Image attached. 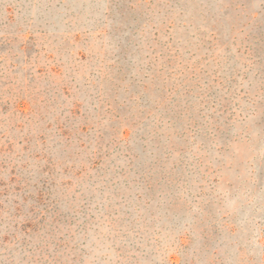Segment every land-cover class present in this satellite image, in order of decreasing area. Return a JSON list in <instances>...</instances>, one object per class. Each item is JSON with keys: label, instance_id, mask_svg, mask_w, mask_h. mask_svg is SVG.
Wrapping results in <instances>:
<instances>
[{"label": "rangeland", "instance_id": "1", "mask_svg": "<svg viewBox=\"0 0 264 264\" xmlns=\"http://www.w3.org/2000/svg\"><path fill=\"white\" fill-rule=\"evenodd\" d=\"M10 1L16 19L0 26V264H264V0ZM20 31L41 49L27 65ZM81 43L89 50L74 62ZM122 48L131 75H155L147 107L110 60ZM59 64L61 78L50 73ZM161 95L190 99L196 122L185 133L168 127ZM225 222L249 236L229 247L223 232L228 245L216 247L229 260L193 254L199 233Z\"/></svg>", "mask_w": 264, "mask_h": 264}, {"label": "trees", "instance_id": "2", "mask_svg": "<svg viewBox=\"0 0 264 264\" xmlns=\"http://www.w3.org/2000/svg\"><path fill=\"white\" fill-rule=\"evenodd\" d=\"M10 0H0V26L1 27H8L9 25L14 23V19H16V12L14 11L13 7L10 5ZM33 26V25H31ZM20 35H17L16 38H20L21 36V41H20V49H22L23 53L25 54V65L28 64V62L30 61L31 55L35 54L38 55V53L41 51V49L37 47H35L34 44H36V39H32L31 34H29L28 36L25 34V32H21L20 31ZM80 36H74V38L72 39L73 44H77L80 43ZM15 39H11L10 41H15ZM66 40V39H65ZM120 47H124L122 45H120V43L117 44ZM89 44L87 43H81L79 46L78 45H73L71 46L72 50V56H73V61L74 62H78L80 63L83 59V56L85 55V53L87 52V50H89ZM31 47H35V49H31ZM92 56V55H91ZM130 57H128L126 55L125 52V48L121 49V51L118 53V55H116V57L111 58L110 60L113 63L120 64V68L127 70L130 73V76H123V78H128L130 80H132L133 85L137 88V90L133 93L134 99L136 101H138V103L140 104H144L148 105L149 103V99L146 98V96L148 95V91L149 88L152 87L154 85V79H155V75H152L149 78H146V76H140L139 73H135L134 76L131 75L132 73V67H130V63H131V54L129 55ZM87 60V58H86ZM85 60V61H86ZM24 62V61H23ZM36 63V62H35ZM101 64V61L98 60V57H90V60H88L87 65L88 66H99ZM115 65L112 64V67H114ZM99 67L97 69V71H99ZM50 73H53L55 77H62L63 74V69L62 66L59 64L57 65V67L54 70H50ZM76 72V71H74ZM73 72V73H74ZM57 75V76H56ZM163 96V97H162ZM165 95H161L162 97V101L159 102V105L165 106L167 107V113H166V122L169 123L168 127L170 129H172L173 133L175 132H180L181 133H185V129L188 130L189 126L195 124L196 120L194 115L191 113L190 109L193 108V105L189 106L188 103L191 102L189 101L190 99L186 100V102H183L182 97H179L172 105L170 102H168V104H165V99L164 98ZM168 105V106H167ZM164 107V108H165ZM156 108V107H155ZM18 111H22L24 109V105L23 102L20 101L18 103L17 106ZM147 110L151 111L153 110L152 108H146ZM192 110V109H191ZM193 111V110H192ZM144 118H148V114L144 116ZM145 119V120H146ZM163 119H158V122H163ZM215 123L220 122L221 126L223 125V121H219V118H216ZM234 121H231L229 123V126H232ZM156 124V123H155ZM122 135V139L121 141L124 142V145L126 146V150L130 151V147H129V142L131 141L132 136L129 135V133H127L125 131V129L121 132ZM77 140L80 141V138L77 137ZM82 145V144H81ZM80 145V146H81ZM86 150V149H85ZM99 156L98 153V149L95 150H91L90 154L88 156V162H93L90 163L91 165H97V163H94V156ZM126 157V156H124ZM128 158V157H126ZM129 165L127 168L129 170H131V164H127ZM101 166V165H100ZM89 168V167H87ZM92 168V166H91ZM90 168V169H91ZM114 168H118V166H114ZM93 169V168H92ZM144 172V171H142ZM105 173V172H104ZM146 190H150V192H152V185H147ZM222 220V219H221ZM176 222V221H175ZM215 222V221H214ZM215 223H213L214 225ZM216 227H213L212 229H208L206 231H202V233H199V237L202 239V243L200 244L199 248H197L196 252L194 251L193 254L198 255V254H203L205 256L208 257H212L215 261L219 260V261H226L229 260L230 256L229 255H225V253H219V251L217 250V245H224L227 244V238L223 235V232L227 233L229 235V240L232 238V241H229V247H231L235 242L238 243H243L244 241L248 240L249 236L247 235L246 237L241 233L234 235L236 232V227L233 225V223L231 224H227V222L223 223L222 226L218 225ZM188 232V231H187ZM185 232L184 235L180 236L179 240H180V245L179 247H183L184 245H187L191 239H192V231H189V233ZM234 235V236H233ZM187 243V244H186ZM214 246V247H213ZM216 247V248H215ZM127 252H130V249L127 250ZM121 257H123V255H120ZM196 257V256H195ZM173 257H169L168 260H170ZM195 260H198L197 257ZM175 259H173L172 262H174ZM174 264V263H171Z\"/></svg>", "mask_w": 264, "mask_h": 264}]
</instances>
